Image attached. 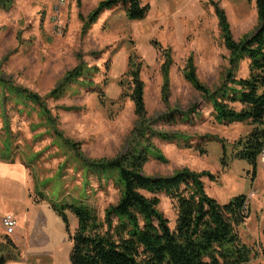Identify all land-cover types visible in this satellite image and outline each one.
<instances>
[{"label":"rangeland","instance_id":"1","mask_svg":"<svg viewBox=\"0 0 264 264\" xmlns=\"http://www.w3.org/2000/svg\"><path fill=\"white\" fill-rule=\"evenodd\" d=\"M101 0H11L8 8L0 7V75L14 85L43 97L56 87L68 71L81 64L90 68L92 86L72 84L64 97L46 100L49 114L37 108L17 106L8 102L0 107V152L7 131L13 163L0 160L9 168H23L27 180L0 174V220L8 211L16 212L11 202L23 196L24 187L40 200L69 205H84L102 219L104 209L116 203L119 193L111 180H97L87 172L86 160L110 159L123 153L130 143V131L135 124L133 105L128 99L119 100L125 92L123 74L129 56L135 54L143 61L140 72L145 84L144 102L148 118L170 110L186 111L194 107L189 118L175 123L159 122L155 131L190 136L188 143H153L167 162L150 160L144 166L148 176H168L187 168L194 172L208 171L214 181L204 178L205 192L219 204L232 198L254 193L248 228L238 229L242 241L252 249L249 264H264V248L252 236L264 221V192L252 182V168L241 160L231 158V146L250 127L243 124L223 125L214 120L212 106L204 102L182 76L185 60L191 55L200 82L210 90L219 87L229 68L228 52L224 47L215 7L209 0H141L149 9L142 19L131 20L125 9L118 6L102 13L85 32L86 17ZM223 10L235 40L252 32L257 25L255 0H212ZM159 45V46H158ZM171 51L173 64L169 70L168 105L161 101L163 58L156 47ZM248 62L241 61L235 77L248 75ZM96 68V70L92 69ZM82 78L78 79L81 82ZM99 88V89H98ZM98 90L105 103L98 99ZM239 108L237 104L234 105ZM2 111L7 124L2 120ZM49 118L54 119L49 121ZM70 143L62 141L54 131ZM213 135L223 141H208ZM237 138V139H236ZM76 144V149L71 145ZM189 144L191 148H186ZM204 153L199 152V148ZM221 161L225 163L220 172ZM0 165V173L8 170ZM263 194V195H262ZM158 209L171 229L176 218L175 204L165 194L157 195ZM251 198V197H250ZM248 201V199H247ZM70 228L76 226L73 215L66 213ZM0 226V242H4ZM11 240V237H7ZM14 253V249H10ZM9 251L11 254L12 252ZM8 252V251H7Z\"/></svg>","mask_w":264,"mask_h":264},{"label":"trees","instance_id":"2","mask_svg":"<svg viewBox=\"0 0 264 264\" xmlns=\"http://www.w3.org/2000/svg\"><path fill=\"white\" fill-rule=\"evenodd\" d=\"M209 1L218 16L223 44L229 55V68L219 87L210 90L198 79L190 55L185 60L182 76L204 102L212 106L216 122L223 125L241 123L250 127L245 136L232 143L231 158L245 161L254 174L258 155L264 148V0H255V29L237 40L232 36L223 10L217 7V3ZM10 3L11 0H0V7L6 9ZM118 6L124 7L126 17L131 20L142 19L149 9L141 0H101L84 20L82 32L85 33L102 13ZM158 46L163 58L160 66L161 101L167 106L169 70L173 60L170 49ZM138 59L135 54L129 56L123 74L124 82H119V85H125V92L119 100L128 99L132 103L135 117L128 147L114 158L95 161L86 160L77 152L89 174L97 180L112 181L119 193L116 203L107 206L100 219L93 209L82 204L48 201L68 232L70 264H249L252 249L242 241L238 232L248 218V208L245 212L243 209L247 196L239 195L226 204H219L205 192L204 178L211 182L215 180V176L208 171L194 172L182 168L168 176H148L144 173V166L150 160L163 164L167 162L154 145V138L165 143H188L191 139L187 135L155 131L152 126L159 122L172 124L176 118L185 121L194 113L192 109L195 106L186 111L170 110L161 116L148 118L144 102L145 84L140 77L143 61ZM245 60L248 62V75L237 79L235 72L239 63ZM89 69L81 64L68 71L56 87L43 97L14 85L0 75V107L4 110L10 102L15 107L37 108L41 113L50 115L46 100L57 101L64 97L74 83L92 86ZM79 78H82L81 82H78ZM98 99L101 104L105 103V95L100 90ZM235 104L239 106L238 109L234 107ZM1 115L6 127V115L3 111ZM53 120L49 118V121ZM7 133L0 160L12 164L14 161L6 144ZM54 133L65 143H70L57 130ZM202 138L219 141L225 153L223 141L216 136L204 135ZM71 145L76 149V144ZM185 147L191 148L189 144H185ZM199 152L203 154L204 150L199 148ZM221 164L224 169L225 163L221 161ZM159 194H165L174 201L176 218L173 229L158 209ZM66 213L76 220V228L72 232ZM12 248L16 250L7 237L0 242V264L14 258Z\"/></svg>","mask_w":264,"mask_h":264},{"label":"crops","instance_id":"3","mask_svg":"<svg viewBox=\"0 0 264 264\" xmlns=\"http://www.w3.org/2000/svg\"><path fill=\"white\" fill-rule=\"evenodd\" d=\"M234 125L239 127L243 124L234 123ZM240 134L237 138L242 137ZM259 163L260 161L257 162L255 173L252 174L251 179L262 193L264 192V170ZM0 165L6 167L1 169V172L8 170V173L2 172L1 175L16 178L22 182L27 180L23 168L11 169L6 164ZM223 171L221 166L220 172L223 173ZM30 193V188L24 187L22 198L11 202L15 205L16 212L8 211L5 213L12 214L17 221V228L10 240L16 248L13 253L14 258L5 264H70L71 243L63 220L51 209L47 200H37ZM252 197H254V193H252L251 198H248V218L243 224L247 228L251 222L250 200ZM215 200L218 202L217 199ZM75 228L76 226L71 229L69 225L71 232ZM252 236H255L264 248V221L260 229L255 228ZM16 253L17 255H15Z\"/></svg>","mask_w":264,"mask_h":264},{"label":"built area","instance_id":"4","mask_svg":"<svg viewBox=\"0 0 264 264\" xmlns=\"http://www.w3.org/2000/svg\"><path fill=\"white\" fill-rule=\"evenodd\" d=\"M64 2V0H58V5H62ZM260 161V167L264 170V149H262L258 155L257 158V162ZM252 196V193H250L245 201V204L243 206L244 212L247 210L248 208V201L247 199L250 198ZM0 224L3 230V233L5 236L7 237H11L14 235L15 230L17 228V221L15 219V217L12 214H5L1 220H0Z\"/></svg>","mask_w":264,"mask_h":264}]
</instances>
